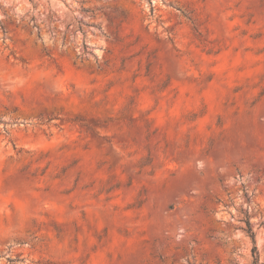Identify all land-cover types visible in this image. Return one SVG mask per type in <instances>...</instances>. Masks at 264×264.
<instances>
[{
    "label": "rangeland",
    "instance_id": "1",
    "mask_svg": "<svg viewBox=\"0 0 264 264\" xmlns=\"http://www.w3.org/2000/svg\"><path fill=\"white\" fill-rule=\"evenodd\" d=\"M254 244L264 264V0H0V264Z\"/></svg>",
    "mask_w": 264,
    "mask_h": 264
},
{
    "label": "trees",
    "instance_id": "2",
    "mask_svg": "<svg viewBox=\"0 0 264 264\" xmlns=\"http://www.w3.org/2000/svg\"><path fill=\"white\" fill-rule=\"evenodd\" d=\"M245 224H246V232H247L248 236L251 238L252 242H254L255 234H254V231L252 230V228L250 226L249 219H247V218L245 219ZM252 255H253L252 264H256L258 262V252H257V248H256L255 244L252 247Z\"/></svg>",
    "mask_w": 264,
    "mask_h": 264
}]
</instances>
